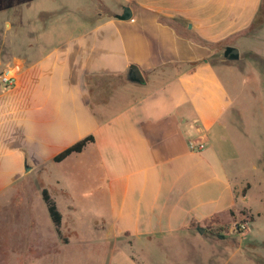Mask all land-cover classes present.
Segmentation results:
<instances>
[{"label":"crops","instance_id":"crops-1","mask_svg":"<svg viewBox=\"0 0 264 264\" xmlns=\"http://www.w3.org/2000/svg\"><path fill=\"white\" fill-rule=\"evenodd\" d=\"M89 1L48 14L54 32L32 26L27 50L0 61L16 77L12 88L0 84V206L15 186L39 183L64 213L61 236L74 235L67 246L109 247L106 264H165L170 252L174 264L196 263L177 246L183 235L233 222L245 200L231 127L245 95L209 57L217 46L238 49L263 0ZM125 7L128 21L118 18ZM132 65L144 85L127 80ZM89 136L82 152L54 161ZM201 138L205 150L192 152L189 140ZM78 231L99 233L92 241Z\"/></svg>","mask_w":264,"mask_h":264},{"label":"rangeland","instance_id":"rangeland-1","mask_svg":"<svg viewBox=\"0 0 264 264\" xmlns=\"http://www.w3.org/2000/svg\"><path fill=\"white\" fill-rule=\"evenodd\" d=\"M65 6L83 10L90 7L91 2L0 0L2 64L9 51H14L13 48L16 52L21 51L20 43L24 38L30 42L36 40L34 37L28 38L32 34V26L42 28L47 23L43 32L47 35L48 31L54 32L56 28L54 30L50 26L54 25L55 20L43 19H48V14L60 11ZM260 16L262 24L251 28L246 39L239 44V60L226 59L223 46H217L209 57V62L229 83L232 93L245 95L246 102L240 106L243 109L242 116L231 113L232 139L237 143L239 154V160L235 163L236 171H241L238 197L239 200H245L233 222L225 226L209 224L206 228H200L203 233L194 227L192 235H183L184 241L177 246L182 245L188 257L194 256L196 263L193 261L191 264H264V0ZM70 28L77 29L79 24L72 23ZM68 29V26L57 28L56 34L49 35L59 40L68 34ZM38 51L40 49L36 48L30 53ZM0 84L6 88L1 81ZM41 190L42 186L32 181L19 184L9 191L12 198L8 204L5 201L4 206H0V264H106L109 247L96 242L67 246L65 242L69 237L73 239L74 235L67 234L65 229L62 230V239L58 241ZM92 218L86 215L85 219L89 222ZM67 222L68 225L72 223L71 220ZM97 233L99 231H88L86 234H89V240L96 241ZM78 234L86 235L81 231ZM197 240H203L204 243H199L197 247ZM117 250L126 248L119 247ZM165 257V264L175 263L172 262L174 257L171 252ZM35 260L39 262L35 263Z\"/></svg>","mask_w":264,"mask_h":264},{"label":"trees","instance_id":"trees-1","mask_svg":"<svg viewBox=\"0 0 264 264\" xmlns=\"http://www.w3.org/2000/svg\"><path fill=\"white\" fill-rule=\"evenodd\" d=\"M262 9V6H261ZM261 9L259 11V14L257 16V18L255 19V22L253 23L252 27H255L257 24H262V20L260 19V12ZM250 28V29H251ZM249 29V30H250ZM94 141L93 136H89L81 141H79L78 143H76L75 145H73L72 147H70L69 149L65 150L64 152H62L60 155H58L57 157H55L54 161L55 162H61L64 159H66L68 156H70L73 153H80L83 151V149L91 142ZM42 197L43 200L46 204L49 216L54 224L55 227V231L57 233V235H59L61 237V226H62V215L59 212L56 203L54 202V200L50 197L48 191L46 189H44L42 191Z\"/></svg>","mask_w":264,"mask_h":264},{"label":"water","instance_id":"water-1","mask_svg":"<svg viewBox=\"0 0 264 264\" xmlns=\"http://www.w3.org/2000/svg\"><path fill=\"white\" fill-rule=\"evenodd\" d=\"M131 17H132V12H131V9L129 7H125L123 14L118 16V18L120 20H123V21H128L131 19ZM224 56L229 61H237V60H239V57H240L239 49H237L235 47H228L225 51ZM127 80L131 83L141 84V85H144L146 83L145 78H144L140 68L138 66H135V65H132L130 67V69L127 73ZM199 230L201 231V233L204 232L200 228H199Z\"/></svg>","mask_w":264,"mask_h":264},{"label":"built area","instance_id":"built-area-1","mask_svg":"<svg viewBox=\"0 0 264 264\" xmlns=\"http://www.w3.org/2000/svg\"><path fill=\"white\" fill-rule=\"evenodd\" d=\"M0 81L4 84L6 88H12L16 84V77L11 71H3L0 74ZM206 148V142L204 139H200L199 143H195L189 140V149L192 152H202Z\"/></svg>","mask_w":264,"mask_h":264}]
</instances>
